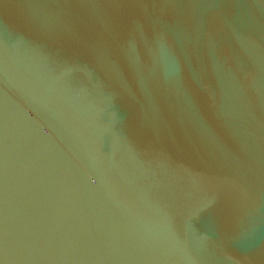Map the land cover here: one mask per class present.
Segmentation results:
<instances>
[{"label":"water","instance_id":"1","mask_svg":"<svg viewBox=\"0 0 264 264\" xmlns=\"http://www.w3.org/2000/svg\"><path fill=\"white\" fill-rule=\"evenodd\" d=\"M0 264H264V0H0Z\"/></svg>","mask_w":264,"mask_h":264}]
</instances>
